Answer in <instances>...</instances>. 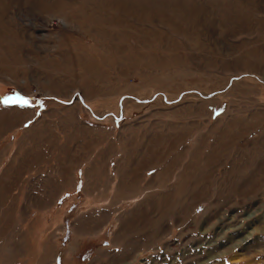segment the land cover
I'll list each match as a JSON object with an SVG mask.
<instances>
[{
	"label": "rangeland",
	"instance_id": "rangeland-1",
	"mask_svg": "<svg viewBox=\"0 0 264 264\" xmlns=\"http://www.w3.org/2000/svg\"><path fill=\"white\" fill-rule=\"evenodd\" d=\"M0 264H264V0H0Z\"/></svg>",
	"mask_w": 264,
	"mask_h": 264
},
{
	"label": "snow or ice",
	"instance_id": "snow-or-ice-1",
	"mask_svg": "<svg viewBox=\"0 0 264 264\" xmlns=\"http://www.w3.org/2000/svg\"><path fill=\"white\" fill-rule=\"evenodd\" d=\"M11 99H12V98H9V100H11ZM16 99H22V98H19V97H17ZM9 100H6V101H5V103H8V102H9ZM23 102H24V103H27V101H26V100H24Z\"/></svg>",
	"mask_w": 264,
	"mask_h": 264
}]
</instances>
